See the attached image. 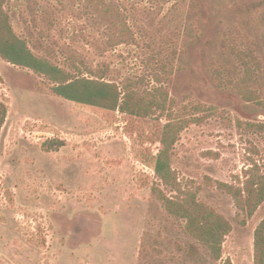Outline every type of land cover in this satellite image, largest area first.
I'll use <instances>...</instances> for the list:
<instances>
[{
  "label": "rangeland",
  "instance_id": "374dc122",
  "mask_svg": "<svg viewBox=\"0 0 264 264\" xmlns=\"http://www.w3.org/2000/svg\"><path fill=\"white\" fill-rule=\"evenodd\" d=\"M107 1L135 42L110 46L115 18L85 12L83 0H3L14 34L34 56L75 75L107 67L102 81L144 101L165 96L166 108L136 117L73 103L54 95L45 76L0 57L7 111L0 130V264H219L186 233L185 220L166 211L158 192L174 201L193 196L222 215L232 226L222 258L253 264L264 202L241 224L218 182L241 187L251 160L264 174V130L249 127L264 126V0ZM36 42L41 46L31 49ZM238 50L261 66L253 102L235 87L243 74ZM69 56L81 73L67 68ZM169 120L186 126L169 157L184 194L154 173Z\"/></svg>",
  "mask_w": 264,
  "mask_h": 264
},
{
  "label": "trees",
  "instance_id": "16d2710c",
  "mask_svg": "<svg viewBox=\"0 0 264 264\" xmlns=\"http://www.w3.org/2000/svg\"><path fill=\"white\" fill-rule=\"evenodd\" d=\"M83 1L85 2L83 8L85 12L89 10L100 16L103 13L109 14L111 12V18H115V20H111L112 30L118 33L115 41L110 46L115 47L132 41L135 42L131 28L127 26L120 12L110 10V7H113L110 2L107 0ZM2 4L3 0H0V57L8 63L22 66L38 75L45 76L55 84L51 90L54 95L73 103L111 111L117 110L136 117H146L152 110L162 111L166 108L165 96L160 100L150 99L144 101L128 87L123 88L124 91H120L115 83L102 81L107 67L94 71L85 68L86 72L80 75L79 73L82 71L77 66L76 57L69 56L67 57V68L79 74L75 75L58 65L50 63L48 59L34 56L28 48L30 43L26 42L25 39H19L14 34L8 16L2 10ZM197 7L196 2L190 4L191 10ZM32 22L35 23L34 16ZM37 45L41 46V43H32L31 49ZM51 52L52 50H47L46 54L51 56ZM173 53L176 52L173 51ZM234 55L243 68L242 77L235 84L236 90L248 102L256 101L257 80L255 79V73L256 70H260V63L251 52L244 53L238 50L234 52ZM84 75H91L95 79L84 77ZM161 92L157 90L155 93L162 95ZM165 95L167 96V93ZM6 113L5 105L0 103V130L5 121ZM184 127H186L184 121L174 122L169 120L164 125L160 138L162 149L156 155L154 164V173L159 180L172 191L181 194H184V192L176 183V178L170 168L169 157L179 132ZM249 127L264 130V126L254 123H249ZM49 145L50 147L55 145L56 148L61 146L62 143L52 142ZM250 166L249 169L247 168L244 171L245 180L241 183V187L218 182V187L233 199L235 207L243 215L244 218L241 224H244L246 219L251 218L264 202V174L261 173L262 168L254 160H251ZM154 192L157 193L158 191L154 189ZM156 197L163 202L166 211L170 215L185 220L186 233L205 247L212 261L219 264H232L230 258L223 259L221 255L224 238L232 230L231 224L222 215L206 204L198 203L193 196L174 201L158 192ZM253 264H264V219L257 225L253 234Z\"/></svg>",
  "mask_w": 264,
  "mask_h": 264
}]
</instances>
